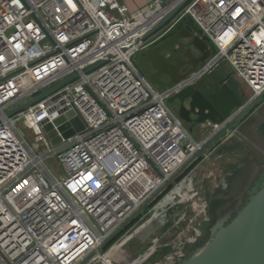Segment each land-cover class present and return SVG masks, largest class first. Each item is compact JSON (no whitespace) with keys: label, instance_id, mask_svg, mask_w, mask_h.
<instances>
[{"label":"built area","instance_id":"2783aa9c","mask_svg":"<svg viewBox=\"0 0 264 264\" xmlns=\"http://www.w3.org/2000/svg\"><path fill=\"white\" fill-rule=\"evenodd\" d=\"M179 1L153 0L149 14L133 15L118 0H0V264H79L91 254L88 264L112 262L104 246L133 221L122 237L148 215L156 221L175 180L222 129L210 124L194 138L168 103L188 80L160 89L137 63L158 37L137 41ZM188 24L213 47L200 71L225 63L246 92L232 118L258 103L264 0H188L164 32ZM68 109L85 129L53 145L45 125Z\"/></svg>","mask_w":264,"mask_h":264},{"label":"water","instance_id":"95a60500","mask_svg":"<svg viewBox=\"0 0 264 264\" xmlns=\"http://www.w3.org/2000/svg\"><path fill=\"white\" fill-rule=\"evenodd\" d=\"M188 0H180L137 43L156 39L137 55L138 65L158 88L165 89L184 82L187 84L168 99L172 110L186 124L191 133L209 131L210 124L222 123L220 129L202 152L217 143L226 134L236 131L252 111L253 104L232 118L246 97V92L233 70L221 63L218 67L201 72L213 53L212 45L194 28L177 26L164 32L177 12ZM102 61L86 68L89 72ZM75 72L53 87L9 111V115L25 109L63 85L78 78ZM259 108H264V101ZM85 129V124L74 109H68L45 125L47 137L53 145ZM240 208H228L210 230V239L197 248L181 264H264V183L247 200L239 198ZM235 213V215H233ZM145 239L143 238L142 241ZM93 254L79 264H88Z\"/></svg>","mask_w":264,"mask_h":264},{"label":"rangeland","instance_id":"374dc122","mask_svg":"<svg viewBox=\"0 0 264 264\" xmlns=\"http://www.w3.org/2000/svg\"><path fill=\"white\" fill-rule=\"evenodd\" d=\"M263 101L264 97L253 107L243 122L236 126L237 130L242 126L243 134L250 140L251 146L253 142L259 146V142H264L262 129L264 127V112L262 108H258ZM257 108L259 110H256ZM22 130L27 132L26 134H29V138H31L30 141H33L30 132L23 128ZM196 131L193 133L194 136H198ZM230 135L235 134L231 133ZM222 139L202 152V160L193 170L180 180H175L173 185L175 191L163 201L162 208L158 210L162 214L156 215V221H152L153 216L148 215L143 220L145 223L143 227L137 231H131L124 237L121 236L108 249H105L104 246L101 253L120 245L123 246L122 253L111 255L114 264H181L184 258L197 248L203 247L210 239V230L221 214L226 212L227 208L243 193H245V200L253 193L248 190V187L250 184L258 182L257 178L262 176L261 170L264 168V160H258L257 154L252 151L248 142L238 140L236 136H230L226 140ZM227 147H230V151L226 152L224 149ZM237 147L243 148L242 151H239L240 155L243 153V156L236 164L237 169L224 157L226 167L229 168L227 171L223 163L216 162V156L226 153L229 157L230 154L237 156L233 152V148ZM251 157L256 160H251ZM223 160L221 156L220 161ZM49 165L53 167L58 176L65 174L64 168L57 158H50ZM234 171H237L238 174L234 175L232 173ZM225 173L228 175L226 178ZM255 175L259 176L254 178ZM161 209L162 211H160ZM148 211L149 207H146L142 214ZM134 224L131 222L125 233ZM143 238L144 241H142ZM156 241L158 244H155ZM136 260L139 261L136 262ZM95 264H104V262L100 260Z\"/></svg>","mask_w":264,"mask_h":264},{"label":"crops","instance_id":"0c3cea01","mask_svg":"<svg viewBox=\"0 0 264 264\" xmlns=\"http://www.w3.org/2000/svg\"><path fill=\"white\" fill-rule=\"evenodd\" d=\"M118 1L120 3H122V4H125L128 7V9H129V11H130L131 14L138 15V14H141V13L142 14L143 13L144 14L145 13H148V7H149L150 3L153 0H118ZM167 1H170V0H167ZM190 23H191V21H190ZM235 77L238 78L236 75H235ZM257 110H259V109H257ZM262 111L264 112V108L262 109ZM263 118H264V116H263ZM256 124H257V127H258V123L257 122H256ZM210 126H212V125H210ZM242 129L243 128L241 126L239 130L236 129L235 132H230L226 137H224L225 140L228 137H230V136H236V138L238 140H241L243 142L246 141L250 145V140L247 138V136L245 134H243V130ZM262 129L264 131V127H262ZM210 131H211V127L209 129V132ZM196 132H197L198 136H194L193 133H192V135L197 140H202V139L206 138L209 135V132L204 134L201 130L200 131L198 130ZM231 133L232 134L235 133V135H230ZM259 144H260V146L256 142L255 143L253 142L252 146L250 145L249 147H251L252 151H254V153L257 154L256 156L259 158L258 160H264V142L263 141L262 142H259ZM229 149H230V147H227V148L224 149V151H226V152L227 151H230ZM241 149H243V148H241V147L233 148V152L236 153L237 156H235L233 154H230V157H229L228 153L222 154L221 155L222 156V160L225 157L229 162H231L233 164V167L235 168V166H236V169H237V165L236 164L239 162V158H242L241 156H243V153H241L242 155H240V152H239V151H242ZM221 156H220V154L216 156V158H217L216 159V162H218V164H220V163L222 164L223 163L225 165V168L227 169V167H226V161H224V160L223 161H220ZM244 156H245V154H244ZM250 159L251 160H256V158H254V157H251ZM227 171H229V168L227 169ZM236 172L234 171L232 173H234V175H236V174H238V172L237 173ZM261 172H262V176L260 178H257L256 176H259L261 174ZM261 172L259 173V175H255L254 178H257L259 180L255 184H252V185L250 184V186L248 187V190L249 191L254 192L257 188L260 187V185H262L264 183V168L261 170ZM214 174H216V173H214ZM254 178L251 180V183L254 180ZM222 180H224V179H222ZM244 194L245 193H243L241 196H239L237 198L239 199V198L244 197L245 196Z\"/></svg>","mask_w":264,"mask_h":264},{"label":"trees","instance_id":"16d2710c","mask_svg":"<svg viewBox=\"0 0 264 264\" xmlns=\"http://www.w3.org/2000/svg\"><path fill=\"white\" fill-rule=\"evenodd\" d=\"M188 26L192 27L191 24H188ZM202 158L201 156H197L193 161H191V163L187 166V168L183 171V173L177 178L178 180H180L181 178H183L186 174H188L191 170H193L200 162H201ZM170 188H168L161 196H164L165 193L167 191H169ZM160 196V198H161ZM135 221H133L132 223H134ZM131 224V223H130ZM130 224L125 227L124 230H122L120 233H118L116 236H114L106 245H105V249H108L113 243H115V241H117L127 230V228L130 226Z\"/></svg>","mask_w":264,"mask_h":264},{"label":"bare ground","instance_id":"6f19581e","mask_svg":"<svg viewBox=\"0 0 264 264\" xmlns=\"http://www.w3.org/2000/svg\"><path fill=\"white\" fill-rule=\"evenodd\" d=\"M235 132V131H234ZM211 134V133H210ZM235 134V133H234ZM213 156V155H212ZM208 158V157H207ZM227 173H225L226 175ZM230 174V173H229ZM228 175L225 176V178L227 177ZM197 217V216H196ZM200 219V218H199ZM204 219V218H203ZM156 243L158 244V242L156 241ZM122 247L123 246H120V245H117L116 247H114L112 249V251L110 252L111 254H117V253H122ZM124 253V252H123ZM104 258H106V256H104ZM108 264H114L112 263L110 260L107 261Z\"/></svg>","mask_w":264,"mask_h":264},{"label":"flooded vegetation","instance_id":"af4514ba","mask_svg":"<svg viewBox=\"0 0 264 264\" xmlns=\"http://www.w3.org/2000/svg\"><path fill=\"white\" fill-rule=\"evenodd\" d=\"M258 108H259V107H258ZM258 108H257V109H258ZM257 109H256V110H257ZM239 128H240V127H239ZM242 198H243V200H245L244 197H242ZM240 205H241V203H240V202L238 201V199H237V200H236L235 202H233L228 208H229V209H230V208H235V207H236V208H237V207L239 208ZM228 208H227V210H228ZM225 210H226V209H225ZM225 210H224V211H225ZM227 210H226V211H227ZM228 211H229V210H228ZM233 214H234V213H233ZM221 215H222V214H221ZM219 216H220V215H219Z\"/></svg>","mask_w":264,"mask_h":264}]
</instances>
